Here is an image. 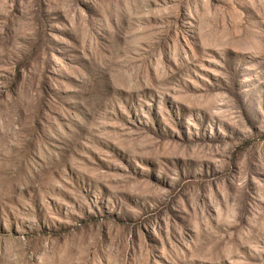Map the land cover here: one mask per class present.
<instances>
[{
    "label": "rangeland",
    "instance_id": "obj_1",
    "mask_svg": "<svg viewBox=\"0 0 264 264\" xmlns=\"http://www.w3.org/2000/svg\"><path fill=\"white\" fill-rule=\"evenodd\" d=\"M0 264H264V0H0Z\"/></svg>",
    "mask_w": 264,
    "mask_h": 264
}]
</instances>
